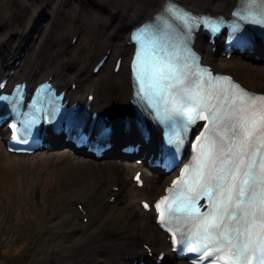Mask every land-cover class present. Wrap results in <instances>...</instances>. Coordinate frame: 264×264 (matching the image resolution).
<instances>
[{
  "label": "bare ground",
  "instance_id": "1",
  "mask_svg": "<svg viewBox=\"0 0 264 264\" xmlns=\"http://www.w3.org/2000/svg\"><path fill=\"white\" fill-rule=\"evenodd\" d=\"M59 0H49L46 15L41 16V21L35 29V36L31 40L23 42V33L18 32V36L8 39L5 44L2 42L3 35L6 30L0 29V77L7 76L10 69L14 72L9 76V81L20 82L25 80L29 86H33L37 82L51 76L52 83L59 89L67 87L66 97L70 101H78L83 103L86 101V96L89 92L94 93L93 101L90 103L91 109L102 113L109 111L115 118L116 129H114V143L113 150L108 151L106 157L108 158L103 162H99L93 158L82 159L72 154L66 153L62 155L64 161L82 162L75 168H67L62 166L63 182H66L70 189L72 200L81 198L82 192L92 194V197L85 201L84 210L88 221L83 224L80 219L83 213L79 209L72 210L73 217L69 219L75 220V227L66 239L59 250L70 251L73 249L78 236L86 234L87 231L99 232L106 220H110L112 226L103 232V238H98L93 244H89L83 252H88L95 249L94 261L98 264H131L128 258L121 256L119 249L125 250V255H130L131 258L143 257L146 251L142 246H135L130 249V244L133 238H124L120 240V235L124 232L126 224L136 222L139 217L137 210H125V206H120L123 199L127 202H135L140 199H154L161 192H163L164 177H157L147 173L145 164L139 166L144 168L143 177L146 184H151V191L137 190V194L129 193L127 190L128 185L125 183V175L127 171L133 167V162L129 156L128 162H121L113 157H120L115 147L123 142L124 134L117 128L121 125L118 124L121 120L123 122L133 121V110L129 104L131 97L130 85V72H129V59L132 53V46H128L126 41L129 38L130 30L141 22L149 19L153 14L160 11L166 0H99L102 5L99 8L83 4V0H75L76 10L78 13L77 19L72 21L74 25L80 23L77 33L79 37L73 45L64 44L60 42L55 36L57 30L62 26H66V21L61 20V17L69 15L70 9L74 6V0L67 4H60ZM192 10L193 12L209 13L211 15L221 14L229 15L230 11L236 6L237 0H173ZM101 9V10H100ZM112 11L107 13L108 11ZM104 12V13H103ZM111 15L110 17H108ZM49 18V20H48ZM60 18V21H59ZM26 22V18H25ZM10 27V26H9ZM81 37L83 41L81 42ZM105 39L104 48H110L108 57L97 72L92 74L89 70V63L92 58H87V50L91 47L93 40ZM196 43L200 46V51L203 52L204 63L211 65L215 72L228 73L234 76L235 80L242 83L249 89L263 92L264 87H257L251 79L258 78V74L264 73V66H253L249 60L253 59V54H243L236 60L230 61L221 58L219 62L216 58V53L211 54L208 44L205 42V37L198 34ZM76 52L72 60L70 56L72 52ZM122 57L120 69L117 73L112 71L113 64L117 56ZM219 57V56H218ZM220 60V57H219ZM259 60H264V52L260 54ZM257 60V61H259ZM17 61V64H15ZM71 61V65H69ZM111 66V67H110ZM251 70L250 76H247V70ZM109 79L111 85L109 86ZM75 81L77 86L75 89L69 87V83ZM113 85V89H112ZM114 86L116 90H114ZM69 169V170H68ZM93 171V175L89 178H84L78 171ZM103 171L108 172L106 179L103 174H98ZM96 173V174H94ZM82 176V178H80ZM81 179H83L82 183ZM111 186H119L117 192L111 191V196H115L112 202H106V195L99 196L98 194L103 191L110 190ZM107 199H110V197ZM127 196H131L129 199ZM105 202L107 211L104 214L94 213L92 209L97 204ZM140 205V204H139ZM145 218L149 220L148 214H144ZM147 222L144 230L149 228L152 236L145 235V233H137L136 236H146L152 244L153 253L155 251L166 250L168 244L164 239V234L160 232L153 223ZM67 234V233H66ZM140 242V241H139ZM110 249L112 250L110 255ZM55 251V248H53ZM110 256H113L110 258ZM64 257L62 260H57L53 257L52 264H84L77 257ZM170 257V255L168 256ZM66 259V260H65ZM168 258L166 261L171 260ZM181 263L183 261H180Z\"/></svg>",
  "mask_w": 264,
  "mask_h": 264
},
{
  "label": "rangeland",
  "instance_id": "2",
  "mask_svg": "<svg viewBox=\"0 0 264 264\" xmlns=\"http://www.w3.org/2000/svg\"><path fill=\"white\" fill-rule=\"evenodd\" d=\"M49 0H0V29L6 30L2 38V43L18 36V32L23 33V42L29 41L32 37L37 38L35 29L38 27L41 16L46 15ZM73 0H59L58 9L60 4H67ZM70 9L72 18L66 15L61 17V20L66 21V26L62 25L55 36L61 43L67 44L70 42L73 33L78 31L80 23L76 25L72 21L77 19L76 10L77 4ZM83 4L99 8L101 3L99 0H83ZM101 10V9H100ZM112 12L111 10L107 13ZM104 13V12H103ZM109 15L108 17H110ZM26 18V22H25ZM49 20V18H48ZM60 21V18H59ZM10 26V27H9ZM81 42L83 37H81ZM105 39L99 40L94 39L91 47L87 50V58H92L89 66L101 55L104 51ZM76 52H72L70 60L73 59ZM259 60V59H256ZM239 61V60H234ZM220 62V61H219ZM230 62V61H229ZM233 64V62H230ZM253 66H264V60L252 61L249 60ZM251 70H247V76H250ZM257 79H251L254 85L257 87L263 86L264 73L258 74ZM109 79V86L111 85ZM65 150L62 147H58L52 151L51 154L35 153L31 156H15L8 154L4 151L3 143L0 142V234L2 244L0 250L4 249L8 244V241H17L20 239L31 238L32 235L37 232L36 242L34 247L27 249L23 255H19L20 251L15 250L13 252V264H52L54 262L53 257L57 260L63 259L64 256L77 257L84 264H90L95 259L94 250L83 252V250L97 241L98 238H103V232L110 229L112 224L110 220H106L102 226V230L99 232L87 231L86 234L78 236V239L70 251L59 250L66 236L71 233L75 227V220L72 223L69 219H72L73 212L76 207L75 203L79 202L85 204V201L92 197L91 193L82 192V197L72 200L70 192L72 191L66 182H63L62 177V166L71 169L77 168L82 162L62 161L61 155ZM66 154V153H65ZM83 157L82 159H87ZM108 159V158H106ZM105 158L97 161L103 162ZM115 159V158H113ZM118 160V159H116ZM127 160V159H126ZM118 160V161H126ZM68 169V170H69ZM134 167L130 168L125 175V183L128 185L127 190L129 193H133L135 196L137 193L132 191L131 185L129 184V176L133 171ZM80 172V170H78ZM93 172V171H92ZM91 171H81L80 174L84 178H89L93 175ZM96 174V173H94ZM105 176L106 179L108 172L103 171L98 175ZM80 176V178H82ZM169 178V176H167ZM83 179H81L82 183ZM151 191V190H146ZM104 191L99 196L103 195ZM131 199V196H127ZM137 201V200H136ZM125 202V201H124ZM122 202L120 206H125V210H137L139 217L136 222L126 224L124 232L120 237L132 238L133 235L138 233H145V235L152 236L149 228L147 231L144 230L147 222L150 220L145 218V215L140 212L135 203ZM92 211L98 214H104L107 211L105 202L97 204ZM152 223V221H151ZM150 223V224H151ZM109 232V231H106ZM67 233V234H66ZM139 237V241L149 242V238L146 236ZM0 240V241H1ZM139 241L130 244L131 247L139 246ZM136 243V244H135ZM61 245V246H60ZM28 244L25 248H28ZM55 248V251H53ZM120 251V249H119ZM112 250L110 249V255ZM113 256H110V258ZM61 259V260H62ZM66 260V259H65ZM0 264H4L3 259L0 257ZM165 264H186L184 261L178 262L173 259L166 261Z\"/></svg>",
  "mask_w": 264,
  "mask_h": 264
},
{
  "label": "snow or ice",
  "instance_id": "3",
  "mask_svg": "<svg viewBox=\"0 0 264 264\" xmlns=\"http://www.w3.org/2000/svg\"><path fill=\"white\" fill-rule=\"evenodd\" d=\"M168 15L176 16L186 25L194 24L195 18L187 14H177L175 9H166ZM151 29L146 28L141 33L142 39H148V33ZM162 38L154 37V42ZM139 64L135 66L138 73L137 80L140 83L138 95L143 93L141 99H145L150 93L145 91L144 76L150 77L149 88L163 93L167 97L168 103H171L173 110L179 111L177 104L192 103L193 107L189 112L197 109L206 108L210 113L211 122L215 127L217 119H228L231 121L232 136L228 137L226 131L218 133L223 144L216 152V141L206 138L207 148L202 145V152L197 158V165H194V172L198 179L197 185L203 181L202 196H208L212 199L211 213L205 212L203 225L194 233L196 242L194 246L189 247L190 252H199L203 255V249L213 245L209 251L213 254L224 253L222 255H213L210 264H215L219 259L225 264H243L248 253L253 258L258 259V264H264V235L261 232H253V223L249 217H255L257 206L261 216L264 217V161L260 164L259 174L254 171L255 160L247 152L248 139L251 137L250 121L245 116L250 107L249 101L261 100L264 97H255L240 89L238 85H229L222 89L223 101L221 107L215 108V105H206L202 100H197L196 95L188 94L187 90L180 88L187 79V65H180L172 55H157L149 58L144 50L138 53ZM216 79L215 87L219 88V79ZM177 89V91H173ZM231 97V99H229ZM208 99H211L209 95ZM219 99V96H217ZM239 102V103H238ZM228 104V110H223V104ZM151 106V105H149ZM215 108V111L213 109ZM223 111V115L221 112ZM159 116V113H157ZM200 118L207 119L200 115ZM238 129V131H236ZM226 144L227 146H223ZM247 157V163H246ZM207 170V175H205ZM215 181V183H213ZM258 189V190H257ZM215 193V198H213ZM168 198L166 197L165 200ZM199 199V197H197ZM145 207H148L145 204ZM160 209V204L156 205ZM252 211H249V210ZM177 212L183 211L187 217H191L194 209L191 203L184 204L175 209ZM168 211H172V205H168ZM187 222V221H186ZM243 222L245 227L241 228ZM264 228V226H262ZM216 229L217 231H209ZM179 231V229H178ZM183 241V237H182ZM239 241V242H237ZM199 258V257H198Z\"/></svg>",
  "mask_w": 264,
  "mask_h": 264
},
{
  "label": "trees",
  "instance_id": "4",
  "mask_svg": "<svg viewBox=\"0 0 264 264\" xmlns=\"http://www.w3.org/2000/svg\"><path fill=\"white\" fill-rule=\"evenodd\" d=\"M30 244H31V242H30ZM24 246H22V247H20V248H18L17 250H20L21 248H23ZM23 253H24V251H23Z\"/></svg>",
  "mask_w": 264,
  "mask_h": 264
}]
</instances>
